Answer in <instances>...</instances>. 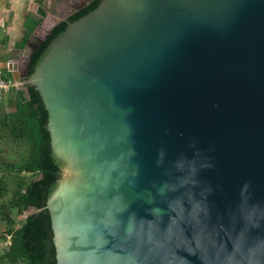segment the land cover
Here are the masks:
<instances>
[{
    "label": "water",
    "instance_id": "1",
    "mask_svg": "<svg viewBox=\"0 0 264 264\" xmlns=\"http://www.w3.org/2000/svg\"><path fill=\"white\" fill-rule=\"evenodd\" d=\"M92 1L30 76V56L8 64L64 165L24 212L49 211L57 264H264V0H101L68 20Z\"/></svg>",
    "mask_w": 264,
    "mask_h": 264
},
{
    "label": "trees",
    "instance_id": "2",
    "mask_svg": "<svg viewBox=\"0 0 264 264\" xmlns=\"http://www.w3.org/2000/svg\"><path fill=\"white\" fill-rule=\"evenodd\" d=\"M101 0H93L80 11L71 15L68 20L74 22L96 9ZM41 15L45 16L43 10ZM32 28L25 35L17 49H24L30 40L32 32L39 24L31 21ZM68 23L60 21L54 25L44 41L31 52L27 73L30 76L35 67L46 55L52 43L65 31ZM2 77L11 79L12 73L8 65L3 68ZM11 107L13 110L2 119V128L6 130L0 138L7 141L16 151L17 159L7 162V169L14 175L21 176L13 193L6 201V211L0 215L5 223L0 240L8 239V247L0 254V261L6 264H57L54 232L50 213L47 209L31 214L19 226L14 218L22 216L28 209L44 208L47 200L57 185L63 172V163L58 160L51 149V137L47 129L48 112L39 92L34 86L24 84L19 90L13 89L0 108ZM0 159V166H2ZM9 181L0 179L1 196H8Z\"/></svg>",
    "mask_w": 264,
    "mask_h": 264
},
{
    "label": "crops",
    "instance_id": "3",
    "mask_svg": "<svg viewBox=\"0 0 264 264\" xmlns=\"http://www.w3.org/2000/svg\"><path fill=\"white\" fill-rule=\"evenodd\" d=\"M84 1L87 0H0V35H6L9 45L16 47L31 30V21H37L27 45H38L54 25Z\"/></svg>",
    "mask_w": 264,
    "mask_h": 264
},
{
    "label": "rangeland",
    "instance_id": "4",
    "mask_svg": "<svg viewBox=\"0 0 264 264\" xmlns=\"http://www.w3.org/2000/svg\"><path fill=\"white\" fill-rule=\"evenodd\" d=\"M36 45L37 42H35L31 46L26 44L25 49H17L14 45H9L8 37L6 35H0V67L5 68L10 62L16 61L19 64L21 73H23L27 64L28 55L33 51V47H35ZM12 110L13 108L8 106L0 108V135L6 132V130H3L2 128V119L5 114H8ZM17 157V151L7 141H4L0 138V159L3 163V165L0 166V179L9 181L8 196L6 198H3L1 196L0 190V211H2V213L8 209L6 207V201L10 199L14 188L21 178V176L11 173L9 169H7L5 164L7 162L15 161ZM27 216L28 215H25V213L22 216H17L14 212V218L18 221L17 226L21 225ZM1 219L2 217L0 215V234L1 231L5 229V223ZM7 247L8 239H6L5 241L0 240V254L3 253L4 250L7 249ZM0 264L6 263L0 261Z\"/></svg>",
    "mask_w": 264,
    "mask_h": 264
},
{
    "label": "built area",
    "instance_id": "5",
    "mask_svg": "<svg viewBox=\"0 0 264 264\" xmlns=\"http://www.w3.org/2000/svg\"><path fill=\"white\" fill-rule=\"evenodd\" d=\"M24 86V82H17L13 78L5 79L0 71V103L4 102L7 95L13 90H19Z\"/></svg>",
    "mask_w": 264,
    "mask_h": 264
}]
</instances>
